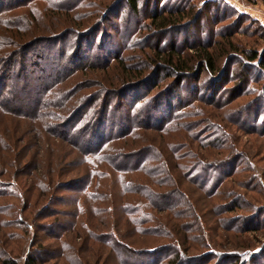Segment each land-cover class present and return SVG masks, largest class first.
I'll use <instances>...</instances> for the list:
<instances>
[{"label":"rangeland","instance_id":"1","mask_svg":"<svg viewBox=\"0 0 264 264\" xmlns=\"http://www.w3.org/2000/svg\"><path fill=\"white\" fill-rule=\"evenodd\" d=\"M0 1L5 8L10 3V0ZM68 1L31 0L27 7L7 10L0 15V35L6 22H10V16L23 11L35 19L37 31L44 36L65 32L69 26L62 28V20L66 18L74 21L71 27L75 31L83 32L81 36L70 37L66 33L59 44L42 46L56 49L50 52L56 61L63 52L64 57L59 61L66 66V75L60 73L59 80L50 86L35 109L34 89L19 93L15 104L11 97L16 79L13 75L20 62V55L15 53L17 47L11 45L0 50L9 52L12 59L6 79L0 80V250L10 252L20 263L28 250L39 251L45 245L56 257L48 258L42 250L45 262L41 264H116L119 261L109 245L91 238L92 231H106L117 224L127 239L134 241L135 247H151L168 241L133 233L122 210L116 208L124 191L121 174L114 171L118 167L112 163L124 160L129 169L136 168V158L121 155H132L142 146L152 144L156 146L152 152H160L159 157L139 167V171L124 175H130L133 184L141 181L159 190L166 189L168 175L162 174L160 169L158 172L156 167L160 168L162 163V167L168 168L177 178L191 211L186 208L185 201L174 208L177 214L168 218L166 212H153L168 229L184 231L185 223L192 225L189 235L194 241L187 243L191 245L189 250L184 249L188 256L184 262L201 264L204 255L195 261L193 257L208 253L207 264H225L226 258L235 254L238 264H264V70L259 69L257 60L247 61L243 53V50L252 49L261 56L264 49L263 0H187L188 6L194 2V11L203 14L199 22L201 27L183 20L167 31L164 41L183 47L186 56L194 59L197 50L188 47L201 42L211 45L219 68L231 67V81H222L218 89L208 81V73L201 75L199 80L187 76L177 84L175 73L168 76V71L153 72V66L150 68L153 60L145 57V52L153 53L152 46L157 38L151 33L153 30L139 29L135 24L138 21L142 25L150 23L145 15L155 6L179 5L183 0H147V7L146 0H140L142 9L136 17L126 12L117 14L116 9L107 10L113 0H86L76 10L65 12L61 7ZM213 1H223L243 16L230 12L221 14L222 10L215 15ZM89 31L93 38L96 37L92 47ZM197 35L201 41L193 42L192 37ZM228 51L238 59L231 65L227 64ZM88 52L91 56L86 55ZM145 63L150 66L143 69L145 75L141 77L143 73L138 70L144 68ZM245 63L249 66L244 67ZM125 68H133L135 72L130 77L125 76ZM52 71L46 69L41 81L49 82ZM242 76H245L243 86L247 88L245 94L237 96L238 91L232 88ZM129 87H136V91H128ZM96 96L95 108L104 99L124 107L133 102L131 96L141 99L131 112L132 117L144 115L140 107L162 101L170 107L165 109L158 104L155 117L166 116L171 124L166 131L155 126H139L99 151L95 139L88 144L85 141L89 138L85 133L91 129L87 121V118L90 121V113L84 120L78 115L84 111L78 110ZM150 121L153 124L154 119ZM77 129L80 132H75L79 131ZM86 151L95 152L91 161H85ZM191 163L227 165L222 167L225 170L219 185L207 190L196 180H188L183 173L184 166ZM94 168L106 170V173L99 172L101 177L94 178L90 174ZM210 173L216 175L219 171H200L199 175L204 179ZM88 179L90 185L84 189ZM63 181L70 186L62 188L60 182ZM126 197L135 203L140 196L127 194ZM56 201L63 203L52 204ZM44 205L69 212L77 210L78 232L54 237L60 230L55 226L50 228L51 222L68 219L59 214L43 217L39 210Z\"/></svg>","mask_w":264,"mask_h":264},{"label":"trees","instance_id":"2","mask_svg":"<svg viewBox=\"0 0 264 264\" xmlns=\"http://www.w3.org/2000/svg\"><path fill=\"white\" fill-rule=\"evenodd\" d=\"M19 1V0H18ZM15 2L14 0H10L9 5L7 8L4 7L3 3L0 1V15L2 12H6L7 10H14L16 8H24L29 6V3L31 0H20L19 2ZM84 1L86 0H69L67 3H64L65 12L67 11H73L76 10L77 7H79ZM182 1V0H181ZM4 2V0H3ZM187 0H183V4L179 5H170L169 7L164 6L158 8V6H155L151 10V12L145 16L150 20V23L142 25L140 21H138L137 28L139 29H151L153 30L151 33L157 38V42L152 46L153 53L145 52V57H149V59L153 60V64H151V67L153 66V72H157V74L162 72H170L167 75H177V84H180L186 78L189 76L190 78H193L194 80H199L200 76L208 73V81H211L213 85L215 84L216 89L220 88L221 82L226 81V83L231 81L230 74H231V67L224 66L223 68H219L217 66L216 58L213 56V53L211 52V45L205 46L201 42L190 44L188 48H193L196 51V56L193 59V57L190 55L186 56L185 50L183 47L177 46L174 42L168 43L164 41L165 36L168 34V32L171 30L169 28H176V26L181 23L183 20H189L191 24L196 25L197 27H201L199 25L200 19L203 18V14L200 13V11H194V2L190 3V6L187 5ZM215 7L213 13L216 15L220 14V10H222L221 14H227L230 12L233 15L236 16H243V14H238L236 10H234L232 7L228 6L227 3L223 1H213ZM264 3V0H263ZM50 5V2L48 3ZM145 6H148L147 0L145 1ZM108 9H116V13H125L129 16H137L141 13V3L140 0H113L112 4L109 7H106ZM6 9V10H4ZM69 15V14H68ZM10 22H6V26L2 28L1 35H0V50H3L6 47L9 46H16L15 53L20 55V62L19 66L13 75L15 79V85L12 88V98L15 102H18L16 99V96L19 93H24L25 91H31L33 92V96L35 102L33 105V108L37 106V104L40 103L42 100L44 94L48 91L50 86L54 83H56L59 80V75L63 73V75H66V66L61 65L60 59L64 57L63 52H61V56H59V60H55V57H51L50 52H54L56 49L54 47H42L47 44H59L62 37H66L67 35L70 37L77 36L83 33L79 31H75L73 27L74 21H72L70 18H66L65 20H62V28H66L65 32H61L59 34L53 35V37H47L42 34H40L37 31L36 28V22L35 19L32 16H29L26 11L24 12H17L13 13V16H10ZM66 22V24H65ZM141 24V25H140ZM140 25V27H139ZM136 27L132 29V34L136 31ZM127 29V28H126ZM74 30V31H73ZM168 31V32H167ZM92 32V31H91ZM89 31V33L91 34ZM212 33V31H210ZM67 33V35H66ZM88 33V32H84ZM93 33L90 35L92 36ZM212 35V34H210ZM79 36V37H80ZM168 36V35H167ZM88 38V37H87ZM187 38V37H186ZM193 42L201 41L200 36L192 37ZM92 45L93 46L96 37H91ZM187 39H185L186 41ZM231 48L233 47L232 43H229ZM47 46V45H46ZM147 46V45H146ZM77 47L78 44H77ZM35 48V50H34ZM186 49V47H185ZM229 49V48H228ZM34 50V51H33ZM51 50V51H50ZM36 51H40L41 53H37ZM0 51V67L2 68V71L0 72V80H5L7 73L10 69V65L12 62L11 57H9V52ZM91 52V51H90ZM144 53V52H142ZM244 58L247 59L249 62H253L257 60V65L259 66V69L264 70V49L262 51V54L258 53L257 50L247 49L243 50ZM32 54V55H31ZM91 53H86L87 56H91ZM115 55L117 53H114ZM188 54V53H187ZM31 56L33 59L31 60ZM119 57V54H117ZM226 58L228 60V65L233 64L235 61L238 60L237 57L231 52L227 53ZM232 60V61H230ZM245 66H249V64L245 63L243 64ZM150 66L149 63H145L144 68L142 67L141 70H138L140 73H143V69ZM50 68L52 73V78H50L49 82H46L44 80L41 81V79H44V77L41 76L45 72L46 69ZM62 70H64L62 72ZM151 70V69H150ZM59 71V72H58ZM58 72V73H57ZM71 72L72 69H71ZM135 69L125 68L124 74L125 76L130 77L131 73H134ZM37 74L36 77L34 74ZM61 73V74H60ZM175 73V74H174ZM145 73H143L142 76H144ZM49 76V74H48ZM47 77V76H46ZM140 77V78H141ZM38 78V79H36ZM244 78L245 76H242L238 83H236L232 89L235 88V90L238 91V95L245 94L244 91L247 88V85L244 87ZM20 81V82H18ZM141 85H143V82H140ZM138 86L137 88L141 87ZM34 86V87H33ZM126 86H123L125 88ZM237 87V88H236ZM1 88V87H0ZM130 88V87H129ZM131 90V91H130ZM128 91L135 92V88H130ZM127 91L126 94H129ZM264 91V87H263ZM50 92V91H49ZM1 93V89H0ZM213 91L210 93V98H212L213 95H211ZM1 95V94H0ZM131 96V105H127L126 107L122 106V104H116L112 105L111 101L104 99L102 103L99 104L98 108L94 107L95 102H97L98 96H96L91 102L87 103L88 105H84L83 108L81 107L78 111L84 110L80 112L78 115L81 114L80 120H84L85 116H88V113H90V121L87 118L88 123L91 126V129L86 131L85 134H88L89 138H87L85 141L87 144L89 142L94 141L96 144L95 147L98 145V150L101 151L102 148L115 138H122L125 135L132 133L134 128H137L139 126H144L146 128H151V126L157 127L156 129H160L161 131L168 130L169 127H167L170 123L171 119H168L165 117H155L157 116V112L159 110L158 104H161L163 108H169L170 105L167 103H164L161 101V103L156 102L155 104L151 106H142V110H140L141 113H144V115L132 117V111L135 109V106L140 102L141 99H134ZM100 98V97H99ZM136 100V101H135ZM7 101V98L6 100ZM5 105V103L3 104ZM89 111V112H87ZM167 111V110H166ZM77 115V113L75 114ZM77 115V116H78ZM134 118V119H133ZM75 119V118H74ZM73 119V120H74ZM136 119V120H135ZM154 119L153 124H150L148 121ZM72 120V121H73ZM108 122V124H107ZM146 122L144 125L143 123ZM151 122V121H150ZM140 124V125H139ZM143 124V125H141ZM69 126H67L68 128ZM79 130V129H77ZM75 132H80L76 131ZM89 132V133H88ZM212 144H215L214 142H211ZM88 148V146H85ZM156 146L152 144H147L145 146H142L138 150H135L132 152V155H126L123 154L121 156H133V158H136V161H138V166L136 168L129 169L127 165L125 164L124 160H122V163H111L116 165L118 168H115L114 171L116 173H120V177L122 178L123 183V190L121 202L117 203L116 208L122 210L123 216H125V220L132 225L133 233H138V235L144 234L146 236L155 237V238H163L165 240H168L163 243H156L154 246L151 247H135L134 241H131L130 239H127V237L120 231L119 226L117 224H113L108 230L106 231H99L94 232L92 231V237L98 242H105L107 245H109V248L111 251L115 254L117 260L119 262H116V264H186L184 260L188 259V256L185 252V250H189L191 248V245H188L189 243L193 242V237L189 235L191 229L189 223H185L186 230L180 231V229L176 228H167L165 224L160 222L155 213L153 211H162L166 212L167 218L171 215H176L177 212L174 211V208L179 206L180 204L185 203L187 205V209H190L189 207V200H185L186 194L183 193L182 189L179 187L178 183L179 181L177 178L172 176L171 172H169L168 168L166 169L164 166L159 168L158 166V172L167 173L168 178H165L167 188L166 189H156L149 185V183L138 181L137 184H133L132 180H130V175H124L128 174L130 172L139 171V167L146 164L148 161H151L154 158L159 157L160 152H152V148H155ZM88 154V155H87ZM95 156V152L92 153L90 151H86L87 157L84 158L85 161H91V156ZM99 154V153H98ZM173 154H175L173 152ZM161 157V156H160ZM99 158V157H98ZM100 158L105 161L101 156ZM110 163V165H111ZM223 163V162H222ZM215 163V164H200V165H194L186 164L184 166V174L186 175L188 180L194 179L196 180L200 185V187H203L204 189H210L214 188L217 185H219V182H221V177L224 173L223 165H227V163ZM118 164V165H117ZM224 166V167H225ZM160 169V170H159ZM98 169L94 168V170L90 173L91 176H94V178L101 177L98 175L99 172L105 171H97ZM213 170V172L219 171L216 175L210 173V176L200 178V171H210ZM86 180V186L84 189L89 187L90 182ZM60 186L62 188H68L70 183L66 182H60ZM157 186H160V183H156ZM165 184V182L163 183ZM165 184V185H166ZM132 185L138 186L133 187L135 189H130ZM162 185V184H161ZM60 188V187H59ZM127 194H134L140 197H137L135 200V203H131L130 200L126 199ZM185 196V197H184ZM126 197V198H125ZM61 199V198H59ZM126 199V200H125ZM125 200V201H124ZM124 201V202H122ZM53 202V201H52ZM51 202V203H52ZM62 201H59L52 204H61ZM63 203V202H62ZM50 205H44L40 210L39 213L43 215V217H51L55 216L56 214L64 216L67 218V221H61L59 219H55L51 222L50 228L56 227L58 230H60L58 233L55 232L53 235L54 237L63 236V233H70L75 232L77 229V216L78 211L74 210V212H69L65 210H59V209H50ZM121 210H119L121 212ZM191 211V209H190ZM154 214H153V213ZM122 216V215H120ZM191 216V215H190ZM69 217V218H68ZM176 217V216H175ZM184 225V223L181 224V226ZM50 232H52L50 230ZM78 232V231H76ZM52 234V233H51ZM91 235V234H90ZM188 243V244H187ZM188 246H184V245ZM184 247V248H183ZM185 249V250H184ZM43 250V251H42ZM186 250V251H187ZM42 252L44 254L48 255V258H54L56 256L54 251L48 250L45 245H43V248H40L39 251L37 250H28L23 257L21 263L17 259L16 256H12L10 252L6 251L5 249L0 250V264H41L43 261L45 262V259L42 258ZM185 252V253H184ZM202 256L201 264H207L209 260V254H200L197 256H194V261ZM236 258V259H235ZM206 260V261H205ZM193 261V260H192ZM191 262V261H190ZM203 262V263H202ZM225 264L231 263V264H238V259L236 257V254L233 256L226 258ZM200 264V262L196 263Z\"/></svg>","mask_w":264,"mask_h":264}]
</instances>
